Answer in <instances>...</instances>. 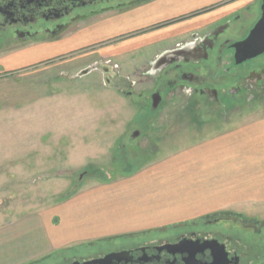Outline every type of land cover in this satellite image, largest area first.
I'll return each instance as SVG.
<instances>
[{
    "label": "rangeland",
    "instance_id": "rangeland-1",
    "mask_svg": "<svg viewBox=\"0 0 264 264\" xmlns=\"http://www.w3.org/2000/svg\"><path fill=\"white\" fill-rule=\"evenodd\" d=\"M92 23L95 22L91 20L78 24L80 27ZM181 32L180 29L167 28L157 30V35L161 41L164 37L178 36ZM133 41L118 38L103 45L35 62L31 61L30 56L57 44L0 42L1 241H36L32 245L38 244L36 235L33 240L30 239L32 236L25 235L31 230L36 234L35 222L39 209L51 210L56 201L70 196L81 187L107 182L143 168L150 161L163 158L170 150L181 149L195 138L209 135L215 125L221 120L233 118L235 112L241 119L248 115L245 107L250 103L230 109V112H234L231 115L228 111L222 116L202 121L191 119L189 111L183 109L182 102L191 98L177 91H173L172 95L164 94L163 105L152 108L151 113L150 107L140 102L141 97L154 89L153 80L149 81L146 77L149 76L148 72L153 71L148 60L154 53L173 46L174 40L138 49L133 47ZM126 44H130L128 49L108 56L110 50ZM93 66L96 68L90 69ZM98 66L126 78V82L119 88L109 85L105 79L112 81L111 77ZM87 69L90 70L80 75ZM129 82L133 83L131 88ZM126 91H131V95H127ZM225 214L236 221V244L242 249L249 243L254 246L255 240L250 238L255 237H249L239 229L240 225L251 228L247 225L251 224L249 221L252 219ZM253 216L264 222V215ZM216 226L227 229L229 223ZM156 230L135 235H155L160 231ZM37 233L40 235L39 230ZM125 236L112 235L103 237L105 240L93 239L86 244L117 238L112 242L118 243ZM86 244L67 249H77ZM32 247L27 246L24 250ZM255 251L251 249L250 254H256ZM27 253L30 254V251ZM54 253L42 260H47ZM22 254L15 249L8 251L0 245V260L3 262Z\"/></svg>",
    "mask_w": 264,
    "mask_h": 264
},
{
    "label": "flooded vegetation",
    "instance_id": "flooded-vegetation-1",
    "mask_svg": "<svg viewBox=\"0 0 264 264\" xmlns=\"http://www.w3.org/2000/svg\"><path fill=\"white\" fill-rule=\"evenodd\" d=\"M234 1L166 16L163 10L168 8L169 0H0V42L58 44L68 38L78 23L91 20L98 23L119 19V23L125 20L141 25L138 30L118 33L114 40L139 39L157 30L179 28L180 35L161 40H174L173 46L148 60L153 71L146 77L153 80L154 89L140 102L153 113V109L163 105L164 94L177 91L191 98L182 101L190 118L202 121L228 111L231 115L232 108L260 102L258 98L264 93V52L236 63L233 47L264 16V0H249L247 5L231 10ZM197 18L202 19L192 21ZM97 68L111 77L113 82L105 79L109 85L119 88L126 82V78L116 76L108 68ZM132 84L128 83L130 88ZM131 93L126 91L127 95ZM156 95L160 99L154 108ZM224 222L229 223L227 229L216 226ZM249 222L247 226L254 229L239 226L240 231L255 237L250 238L255 245L248 242L245 249L236 244V221L221 213L163 229L155 235H130L118 243L112 242L117 238L60 250L33 264H219L215 240L224 243L228 264H264V222ZM251 249L256 254H250Z\"/></svg>",
    "mask_w": 264,
    "mask_h": 264
},
{
    "label": "crops",
    "instance_id": "crops-1",
    "mask_svg": "<svg viewBox=\"0 0 264 264\" xmlns=\"http://www.w3.org/2000/svg\"><path fill=\"white\" fill-rule=\"evenodd\" d=\"M225 1L228 0H169L163 13L185 14ZM248 3L249 0H236L230 9L237 10ZM118 20L80 27L78 24L66 40L30 56L31 61L103 45L118 33L141 28L139 24ZM159 38L154 32L134 39L132 44L134 48H148L161 43ZM129 47L126 44L114 48L108 56ZM245 108L248 115L243 119L236 113L227 121L221 120L209 135L197 137L181 149H172L143 168L81 187L56 201L49 211L39 209L36 234L31 230L25 235L32 236V240L36 235L39 243H11L1 238L0 245L6 250L23 254L0 260V264L35 263L53 252L93 239L147 233L151 229L161 231L218 213L257 220L253 215H264V95L260 102ZM27 246L33 247L25 251Z\"/></svg>",
    "mask_w": 264,
    "mask_h": 264
},
{
    "label": "water",
    "instance_id": "water-1",
    "mask_svg": "<svg viewBox=\"0 0 264 264\" xmlns=\"http://www.w3.org/2000/svg\"><path fill=\"white\" fill-rule=\"evenodd\" d=\"M233 47L235 50L236 63H240L246 59L254 58L264 52V16L263 15L249 31L247 37L244 40L235 43ZM94 68H96V66L90 67V69H94ZM90 69L82 71L80 75L86 73ZM159 99L160 96L156 95V98L154 99L153 102L154 108L158 105ZM215 246H216L215 252L216 254L218 253L220 255V259H221L219 264H228V258H227L228 254L225 251L224 243L215 240Z\"/></svg>",
    "mask_w": 264,
    "mask_h": 264
}]
</instances>
